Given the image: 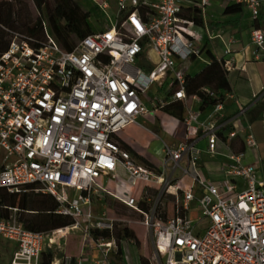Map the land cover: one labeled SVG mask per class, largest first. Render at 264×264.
<instances>
[{
    "label": "built area",
    "instance_id": "2783aa9c",
    "mask_svg": "<svg viewBox=\"0 0 264 264\" xmlns=\"http://www.w3.org/2000/svg\"><path fill=\"white\" fill-rule=\"evenodd\" d=\"M233 4L246 8L254 22L264 11V0H226L223 8ZM210 5L212 0H114L112 16L107 14L110 1L100 0L98 7L106 12L103 27L72 51L48 33L40 43L25 33H11L0 55V190L51 195L58 202L56 213L74 221L34 232L18 221V208L0 204V239L16 246L11 264H40L43 252L64 250L77 231L80 254L57 256L52 264H112L110 256L118 252L116 220L106 212L93 215V198L105 194L142 215L141 224L153 233L154 256L148 264H264V165L260 158L244 162L245 151L258 148L250 125L234 128L223 140L227 144L241 137L244 150L229 153L231 163L222 168L219 182L200 172L196 141L206 138L208 152L216 154L224 126L201 122L193 110L182 119L185 140L176 148L164 146L159 170L137 163L114 139L139 117L188 99L191 60L220 37L211 29ZM195 11L200 23L187 17ZM250 41L256 54L264 55V29L255 28ZM233 42L226 45V54ZM223 65L229 71L233 60ZM165 85L164 95L152 93L153 87ZM222 109L221 103L215 105L216 113ZM183 158L193 169L192 184L184 189L171 181ZM119 167L131 185H160L158 199L175 195L174 216L163 221L156 203L144 211V198L120 196L99 183L108 176L116 181ZM92 230L107 231L111 238H95Z\"/></svg>",
    "mask_w": 264,
    "mask_h": 264
},
{
    "label": "crops",
    "instance_id": "0c3cea01",
    "mask_svg": "<svg viewBox=\"0 0 264 264\" xmlns=\"http://www.w3.org/2000/svg\"><path fill=\"white\" fill-rule=\"evenodd\" d=\"M212 4L214 7H220L223 13L224 1L212 0ZM243 10L244 8L237 13H242ZM215 13L216 11H211V29L214 35L220 37L214 38L206 46L204 56L191 60L186 72L189 78V83L185 87L188 99L181 101L184 104L182 117L186 115L188 110H193L199 114L201 122L212 121L217 125L224 126L219 133L221 141L218 143L216 154L208 152L206 138L200 137L196 141V147L201 150L200 172L206 179L210 180H212V174L221 172L225 165L231 163L228 158L230 152L240 153L244 150L241 137H236L227 144L222 143L223 140H227L228 132L234 128L241 130L251 126L258 148L256 150L247 149L244 162L254 163L257 158H260L264 165V111L262 110L264 106V55H257L256 47L250 41L251 32L256 28L255 22L250 18L249 11L243 18L235 17L228 20L215 18ZM231 39L234 41L230 45L232 52L226 54V45ZM216 40H220V45L216 44ZM211 55L219 63L210 66L213 61ZM151 56L153 60L157 59L155 54L152 53ZM228 60H233V65L231 70L226 71L223 62ZM147 68L150 67L147 66ZM203 88L225 89L224 99L220 102L223 109L219 113L215 112V106L201 108L202 101L197 98L196 92ZM156 93H161L159 88L155 92L153 91V94ZM164 94L162 93V95ZM174 110L176 111V108ZM241 111H244V114H241ZM182 117L170 114L165 109H160L154 114L139 117L138 123L127 126L114 139L130 151L137 163L159 170L163 164L164 146L176 148L180 142L185 140V125ZM192 173L193 169L189 166L188 160L183 158L180 162V168L172 174L171 181L184 189L192 184L190 176ZM117 174L118 179L116 181L108 176L99 179V183L109 192L120 196L128 195L138 200H142L148 190H158L159 192L162 190L161 186L155 183L137 181L135 185L129 184L127 181L128 174L122 167L118 168ZM119 181L123 183L121 189L118 187ZM176 192L181 195V191H173V193ZM199 192L200 190L196 188V194ZM167 195H171L170 197L176 204V196ZM70 236L64 250L59 254L67 253L78 256L81 250L82 235H80V240L77 243L76 239H72ZM120 248L122 250L121 263L128 264L121 245ZM111 262L114 264L113 260ZM87 264L89 263L87 262Z\"/></svg>",
    "mask_w": 264,
    "mask_h": 264
},
{
    "label": "trees",
    "instance_id": "16d2710c",
    "mask_svg": "<svg viewBox=\"0 0 264 264\" xmlns=\"http://www.w3.org/2000/svg\"><path fill=\"white\" fill-rule=\"evenodd\" d=\"M32 1L36 10L39 11V16H37L36 19H33L29 14L28 7L22 0H9L0 6V55L8 49L11 42V33L14 32L25 33L37 43L46 40L48 29H45L43 26V23H46L42 13L44 8L46 9L47 20L54 38L68 51H72L83 38L98 31L93 28L89 22V19L92 17L91 8L85 9L78 1ZM242 9L243 7L237 4L228 5L224 8L223 14L237 13ZM187 17L200 23L197 11L194 13H188ZM255 27L264 29V11L255 21ZM98 28L101 29L102 27ZM211 56L213 57V61L210 66L219 63L213 55ZM187 83H189L188 77L186 78V84ZM209 90L213 95L205 93L202 89H199L196 92L197 96L200 97L202 101L201 108L205 106H215L224 99L225 89L219 88L212 90V88H210ZM174 108H176V111ZM164 109L170 114L182 117L184 104L181 101H175ZM262 110L264 111V106ZM147 193L152 196H157L160 192L158 190H148ZM1 199H4L6 202L2 203ZM0 204L18 208L20 210L17 215L18 221L22 223L27 230L34 232L46 233L56 228L70 225L74 222L71 218L56 213L58 202L48 194L23 193L22 195H8L4 190H0ZM140 207L144 211H147L150 208V204L146 200H143L140 202ZM115 231L116 229L113 232V236L118 244V252L115 255L113 263L122 264L120 242L122 239H136V236L128 229H124L123 232L118 234V236H115ZM91 233L95 238L99 236L107 239L111 238V234L107 231L99 232L97 230H92ZM63 254L67 253L57 254L55 251L46 250L42 254L40 264H52L55 257ZM141 264H148V261L145 258H141Z\"/></svg>",
    "mask_w": 264,
    "mask_h": 264
},
{
    "label": "rangeland",
    "instance_id": "374dc122",
    "mask_svg": "<svg viewBox=\"0 0 264 264\" xmlns=\"http://www.w3.org/2000/svg\"><path fill=\"white\" fill-rule=\"evenodd\" d=\"M9 0H0V6L8 2ZM28 7L29 14L32 18L36 19L39 16V11L36 10L35 5L32 0H22ZM79 2L85 9L91 8L92 17L89 19L92 27L96 30H99L98 27H103V24L100 21H104L106 18V12H103L99 7L98 3L100 0H72V2ZM112 5V9L107 12V14L112 15L114 13V0H109ZM225 1V0H220ZM211 11L215 12L214 17L220 18L222 20H228L235 17L243 18L245 14H248V10L244 8L242 13H237L234 15L222 13V9L220 7H214L213 4L208 7V16L209 19L211 17ZM44 20L47 25L48 33L54 37L53 32L50 28V25L47 20L46 9L43 10ZM245 20V19H244ZM98 24V27H97ZM216 44L220 45V40L215 41ZM205 53L202 54L204 56ZM138 65V64H137ZM140 65V64H139ZM160 89V94L165 93L167 89V85ZM157 90L156 87H153V91ZM223 179L222 172H216L212 174V180L218 181ZM122 182L119 181L118 187L122 188ZM158 196H152L151 194H146L143 198L146 200L150 207L156 203L157 210L164 221L172 218L175 214V204L171 195L163 194L159 199ZM150 199L147 200V199ZM2 203L6 201L1 199ZM193 206H195L193 204ZM103 212H106L109 216L115 218V236H118L119 233L123 232L124 229H128L130 232L134 233L136 239H122L120 245L125 253V260L128 264H141V258H145L147 261L152 260L154 256V245H153V233L148 231L142 222V215L135 211L134 209L128 208L118 200L114 199L110 195H103L101 198L94 197L93 198V215L95 217L100 216ZM191 217H196V213H191ZM81 232H73L70 236L72 239H76V243L80 240ZM120 238V237H119ZM16 250V246L4 239H0V264H11V260L13 257V253ZM62 249L56 250L57 254L61 252ZM115 259V255H111V260Z\"/></svg>",
    "mask_w": 264,
    "mask_h": 264
}]
</instances>
